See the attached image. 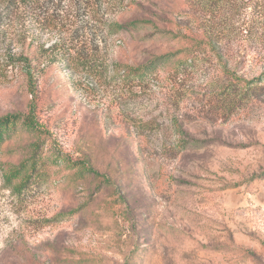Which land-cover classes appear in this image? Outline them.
<instances>
[{"label": "rangeland", "instance_id": "obj_1", "mask_svg": "<svg viewBox=\"0 0 264 264\" xmlns=\"http://www.w3.org/2000/svg\"><path fill=\"white\" fill-rule=\"evenodd\" d=\"M134 1L116 18L151 19L158 29L113 36L102 29L98 55L145 64L184 47L169 33L174 0ZM33 26L36 41L52 37ZM234 54L227 59L245 79L264 72V51L241 63ZM174 65L159 68V82L130 85L84 78L50 58L37 74L36 98L24 74L0 76V116L25 112L35 99L45 130L39 137L18 128L0 167L18 166L39 141L40 171L48 173L20 195L0 170V264H264V89L220 119L219 61L203 60L172 86L163 76ZM177 118L203 143L176 148ZM57 151L99 175L55 162Z\"/></svg>", "mask_w": 264, "mask_h": 264}, {"label": "trees", "instance_id": "obj_2", "mask_svg": "<svg viewBox=\"0 0 264 264\" xmlns=\"http://www.w3.org/2000/svg\"><path fill=\"white\" fill-rule=\"evenodd\" d=\"M132 4L136 2L0 0V76H7L10 70L18 75L24 74L30 92L36 98L37 74L50 58L59 57L69 69L84 78L100 80L109 76L118 83L130 85H145L156 79L159 82V68L174 61L172 71L163 76V80L172 86L177 85L182 73L194 71L203 60L215 58L222 72L216 91L223 100L219 116L225 120L243 108L250 94L264 89V72L250 80L245 79L238 69L239 65L232 66L227 59L229 52H235L234 57L241 59L239 63L247 57L254 61L264 51V0H174L173 30L169 33L184 41L183 48L155 56L145 64L108 61L98 55L101 40L97 35L102 29L111 36L146 26L158 29L157 23L147 18L119 21L117 13L129 9ZM108 11L112 16L104 19ZM32 25L37 31L49 32L52 37L46 41H36L30 29ZM246 43L254 46L252 50H247ZM235 44H245L246 47L240 51ZM173 122L179 135L176 148L186 149L203 143L186 133L181 120L177 118ZM20 127L39 137L44 133L35 99L25 112L0 116V151ZM32 146L33 153L18 166L5 164L0 167L3 180L13 184L14 192L20 195L32 181L43 183L48 180V173L40 171L46 164L40 142H33ZM63 154L57 151L51 157L55 162H68L71 168L83 174L99 175L89 162Z\"/></svg>", "mask_w": 264, "mask_h": 264}]
</instances>
